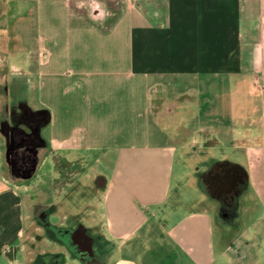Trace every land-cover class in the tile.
Returning a JSON list of instances; mask_svg holds the SVG:
<instances>
[{"label": "crops", "instance_id": "obj_1", "mask_svg": "<svg viewBox=\"0 0 264 264\" xmlns=\"http://www.w3.org/2000/svg\"><path fill=\"white\" fill-rule=\"evenodd\" d=\"M250 6L256 18L264 13V0H0V72L9 76L0 109L22 107L8 103L11 87H33L34 103L26 106L48 125L51 149L113 156L99 216L95 197L81 204L88 209L69 213L50 202L27 233L23 193L30 182L8 179L7 138L0 136V264H96V237L110 241L102 264H166L158 254L164 245L148 244L160 229L172 239L173 264H258L250 253L254 238H264L261 160L246 193L253 199L242 200L248 223L235 251L219 244L215 252L209 202L155 228L185 141L209 148L233 135L261 136L264 68L230 62L242 40L240 14ZM32 24L34 39L23 47L19 28ZM240 94L244 102L232 100Z\"/></svg>", "mask_w": 264, "mask_h": 264}, {"label": "rangeland", "instance_id": "obj_2", "mask_svg": "<svg viewBox=\"0 0 264 264\" xmlns=\"http://www.w3.org/2000/svg\"><path fill=\"white\" fill-rule=\"evenodd\" d=\"M108 6L112 10L115 8L113 2H108ZM256 15L258 14L253 13L251 6L249 10L240 14L241 20H244L242 40L230 60L231 63H234L235 68L243 70L264 68V13L259 18H256ZM33 27V24L20 26L19 31L24 35L21 46L27 47L32 43L35 31ZM2 53L3 50L0 47V54ZM16 74H20L18 70ZM19 76H22L20 77L22 80L25 78L23 73ZM8 77V74L3 76L0 72V90L3 81H6ZM26 79L28 78L26 77ZM186 80L182 79L181 84H184ZM10 90L8 103L12 100L20 101L22 107L14 108L11 105L10 111L4 110L3 107L2 110L0 109V136L7 138L5 174L8 179L13 182H30L28 189L23 193L28 216L26 219L27 233L31 230L29 224L33 223V217H38L43 213L50 202H55L56 206L61 208L64 213H69L82 208L81 204L95 197L96 215L99 216L97 204L101 202L110 173L109 169L113 161L111 152L100 149L93 151L70 148L67 150V148H62L61 144L53 146L51 149L48 141L49 127L43 121H39L42 115L36 122L32 121L30 126L17 123L16 116L28 108L26 106L28 101L31 105L34 103L35 88L32 87L31 90L30 87V92L26 90L22 93L16 91L15 86ZM240 95H234L232 100H235L237 96L239 102H244L243 94ZM260 121L261 136H257L254 140L247 139V136L243 138L233 135L228 138L225 145H219L217 140L209 141V148L204 147L203 141H185L186 156L180 148L176 149L170 197L158 212L160 220L155 228H162L159 226L163 225L168 227L181 219L190 209L206 207L204 205L209 202L212 205L215 252L217 253L219 244L233 246L231 248H234V251V246L244 245L242 233L245 232L244 229L248 222L241 219V210L245 200L246 204H250V199H253L252 195H250L251 197L248 195V197L246 194L252 190L251 170L253 166H256L260 160L259 163L264 165V114ZM36 126L37 131L34 133ZM9 128H12V131L9 132ZM19 128L30 135L23 136ZM17 143L21 146L16 149L17 153L15 154L13 147ZM9 147L13 148L11 152H9ZM14 157L18 159L17 164L13 162ZM226 167L232 168V172H235V176H239L240 179H233L227 175L228 173L223 175L225 172L223 168ZM194 175L200 183L195 182ZM263 175V173L260 175L261 179H263ZM239 180L243 182L241 193L233 202L229 199L224 200V194L229 190L235 191L236 183H239ZM81 181L88 182V185H81ZM202 197L206 201H201ZM257 208L258 206L252 208L250 212L256 211ZM82 209L86 210L88 206L86 205ZM162 215L165 218H162ZM57 218L53 216L50 220L54 222ZM155 239V242L149 241V246L164 245V252L158 253L159 258L163 259L166 264H173L172 239L161 229ZM254 240L256 242H254L251 251L253 253H250V257L254 258L255 263L264 264V238L256 237ZM99 245L102 247L100 248ZM109 245V240H105L104 237H96V247L98 248L96 249V264H102L105 260L110 259ZM147 257L146 260L150 261V255Z\"/></svg>", "mask_w": 264, "mask_h": 264}, {"label": "flooded vegetation", "instance_id": "obj_3", "mask_svg": "<svg viewBox=\"0 0 264 264\" xmlns=\"http://www.w3.org/2000/svg\"><path fill=\"white\" fill-rule=\"evenodd\" d=\"M16 118H17V121H18L17 123H22V124H25L27 126H30L32 124L31 123L32 121L36 122L38 120L39 115L36 114V113L31 112L28 108H26V109H24V112H21L20 114H18V116H16ZM13 127H15V126H13ZM20 130H21V133H22L23 136H29L30 135V134L26 133L25 130H23V129H20ZM10 131H12V128H9V132ZM36 131H37V126L34 128V133H36ZM12 140L14 141L13 137H12ZM20 146H21V144H19V143L14 145L13 148H14V153L15 154L17 153L16 149H19ZM13 148L9 147V152H11L13 150ZM12 158H13V156H12ZM13 162L15 164H17V162H18L17 157H14ZM223 170H225L223 175L228 173L227 175H229V177L231 176L233 179L235 178L236 180L240 179L239 176H235L236 175L235 172H232L233 171L232 168H227L226 167V168H223ZM241 179H242V177H241ZM242 180L241 181L239 180V183L236 181L237 183H236V190L235 191L229 190V191L226 192V194H224V200L229 199V200H232V202H233L237 198V195L241 193V190H242V187H243ZM222 203H223V201H222Z\"/></svg>", "mask_w": 264, "mask_h": 264}]
</instances>
